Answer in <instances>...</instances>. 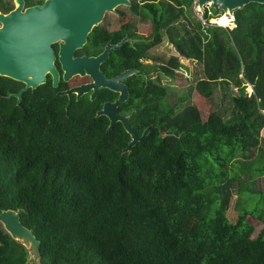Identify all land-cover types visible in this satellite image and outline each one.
<instances>
[{"label":"trees","instance_id":"trees-1","mask_svg":"<svg viewBox=\"0 0 264 264\" xmlns=\"http://www.w3.org/2000/svg\"><path fill=\"white\" fill-rule=\"evenodd\" d=\"M193 4L141 0L131 6L152 26L144 51L167 39L202 65L183 97L158 86L159 126L131 151L124 150L130 136L123 126L108 130L106 117L88 105L74 102L67 110L57 88L29 89L20 102L0 94V213L21 211V222L40 241L43 264H264V227L252 239L250 229L228 217L237 193L241 218L264 221V138L257 139L264 128V3L235 9L231 29L192 17ZM225 15L215 19L226 26ZM162 68L172 79L176 69L188 71L179 58ZM0 80L15 91L21 84ZM247 82L255 85L253 96L245 93ZM219 87L228 92L229 106L203 119L192 95L197 91L215 105ZM199 134L225 152L237 147L243 160L218 168L232 156H210ZM244 194L259 197L255 207L243 206ZM28 256L0 223V264H26Z\"/></svg>","mask_w":264,"mask_h":264},{"label":"water","instance_id":"water-1","mask_svg":"<svg viewBox=\"0 0 264 264\" xmlns=\"http://www.w3.org/2000/svg\"><path fill=\"white\" fill-rule=\"evenodd\" d=\"M201 7L211 3L215 9L234 11L251 2L264 3V0H194ZM16 8L7 14L0 11V75L25 82L26 85L16 96L21 100L23 91L29 87L36 88L45 81L48 70L53 73V84L58 85L59 75L54 64V49L52 43L62 40L60 47V62L64 69V78L73 74H89L93 82L81 87L59 92L67 93L72 101L73 91L80 96L93 88L92 98L96 97L100 86L114 90H122L121 97L115 103H105L97 116L108 115L111 119L108 130L114 127L117 120L123 121L125 129L131 135L125 151L132 147L150 132L147 127L142 135H138L127 117L116 113V107L128 96L127 87L118 82L125 79L133 69L121 73L116 78H107L100 69L101 63L109 58L112 46L108 44L104 51L95 57H75V50L86 42L91 30L100 24L107 12L115 11L119 5H131V0H45L42 4L25 6V0H15ZM163 134V130L160 129ZM20 210H3L0 213V223L15 239L20 240L30 251L40 258V241L32 229L25 226L20 219ZM19 234V237H16ZM31 254V253H30ZM37 260V259H36Z\"/></svg>","mask_w":264,"mask_h":264},{"label":"flooded vegetation","instance_id":"flooded-vegetation-1","mask_svg":"<svg viewBox=\"0 0 264 264\" xmlns=\"http://www.w3.org/2000/svg\"><path fill=\"white\" fill-rule=\"evenodd\" d=\"M44 1L45 0L41 3L33 5L42 4ZM0 6H12V8L8 10L0 9L2 13L7 14L16 8V3L15 0H0ZM24 7H29L26 4V0ZM111 14L112 17L110 22L105 25H96L89 33L83 46L75 50L74 56L95 57L101 54L108 44L117 45L121 43V46L118 48L114 46L111 47L109 58L101 63L100 69L107 78H116L121 73L129 69H133V71L125 79H118L119 83L127 87L128 96L119 105H117L116 113L120 116L127 117L135 132L138 135H142L147 127H150L151 130L153 125L159 126L158 123L154 122V119L156 118L155 105L157 103V89L159 85L170 86L165 83L164 78L169 80L172 78L164 72L162 67L167 65L168 61L171 59H166L165 57H162L161 54H157L153 50L154 46H150L144 51L145 44L143 43L151 42L148 37L151 34L152 26L150 33H144L142 31L140 15L137 11L132 8H128L111 12ZM106 16L107 15L105 14V17ZM91 34L94 39L93 42H91ZM61 43L62 40H56L52 43L55 55L54 64L59 75L58 85L54 86L53 73L48 70L45 74V81L40 82L36 88L29 87L25 89L23 93L29 89L35 90L45 85L49 88L48 92L50 93L52 89L57 88L56 96H59V92L75 89L93 82V78L89 74L82 75L78 73L73 74L68 79L64 78L65 71L59 59ZM147 51L151 56H147L145 54ZM179 60L182 62V59ZM177 71L179 72L180 69L175 70V72ZM20 82L21 84L16 83V87H18V89L15 91L13 89L12 82L0 80V94L6 97L16 96V94L26 85L25 82ZM250 84H252L253 89L250 90V88L248 89L247 87L246 93L248 95V93L252 91L251 96H253L255 94V85L253 83ZM6 92L7 94H5ZM170 92L174 93L171 89ZM121 93L122 90H114L102 86L99 87L95 98H92L93 88L90 91L83 92L80 96H78V91H73L72 101L69 104V107L74 102H76V105H88L89 110L92 112L95 111L97 115L98 111L104 107L105 103H115L121 97ZM61 96L67 97V108L70 97L67 93H64ZM178 96L177 99H179ZM169 98H171V96H169ZM183 103H185V101ZM179 108V106H176V110ZM100 116L106 117L109 126L111 123L110 117L108 115ZM116 124H120L125 129L123 121L117 120L114 126ZM142 126H144V129L141 131ZM129 136L131 139L130 134Z\"/></svg>","mask_w":264,"mask_h":264},{"label":"rangeland","instance_id":"rangeland-1","mask_svg":"<svg viewBox=\"0 0 264 264\" xmlns=\"http://www.w3.org/2000/svg\"><path fill=\"white\" fill-rule=\"evenodd\" d=\"M140 2H141V0H131V6L139 5ZM131 6L119 5L118 7L115 8V11L128 9V8H131ZM112 12H114V11H112ZM223 13H226V15L223 16L224 19H229V17L233 16V11L221 12V14H223ZM106 15L107 16L100 23L101 25H105L108 22H110L111 17H112L111 12H107ZM192 17L198 19L194 10L192 12ZM214 18H216V17H214ZM141 24H142V31L144 33H150L151 23L150 22H141ZM217 24L221 25L219 23H217ZM233 27H234V24L232 23L231 28H233ZM227 28L231 29L230 27H227ZM153 50L157 54H161V56L165 57L166 59H173V60L176 58L182 59L181 60L182 63H184L188 67V71L185 69H180L179 72L177 71L176 72L177 76L175 79L169 80V79L164 78L165 83L170 85L171 90L173 92H176L179 95V97L185 96L186 92H187V87L190 84V82H192L198 74L200 75L202 73V65L199 62H196V61H193L191 59H187V58L180 56V54L177 52V50L174 48V46L167 39H164V41L162 43L155 45L153 47ZM247 87H248V89L250 88V90L253 89L252 84L247 83V85L245 87H243L245 90V93L247 92ZM230 90L233 93L242 92V89L237 88V87L236 88L230 87ZM248 96H249V94H248ZM192 99H193L194 103L197 105L198 109L200 110V113H201V116L203 119H207L210 112L213 109H217L220 106L221 107H227V106H229V103H230L228 92L226 91V89H224L222 87H219L216 94L214 95L213 102L215 105H213V103L208 98H206L205 96H203L202 94H200L197 91H195L193 93ZM199 136H200L201 142L204 146V152L206 149V152L210 156L217 155L220 158H222L223 160L227 158V155L232 156L231 160L226 165L224 163L220 164V166H218V168H229V166L233 160H239V161L243 160L242 156H241V152L239 151V149L237 147L235 149L228 147L227 152H225L222 150V148L215 147L214 142H205L202 139V135L199 134ZM261 138H264V128L262 129L260 135L257 136L258 140H260ZM232 153H233V155H232ZM255 154H256L255 150L250 151V156H254ZM258 186H260L259 182H258ZM262 187L264 188V184H262ZM237 196H238L237 193H235V195L233 196V199L231 201V208H230L229 213H228V217L230 218V220H232L233 223L240 225L241 227L250 229L252 239L256 238L259 235L262 228L264 227V221H262L259 217H256L255 215H248L246 218H241V214L235 209V204H236L237 198H238ZM247 197H248V195H245V194L243 195V198H242L243 206L249 207V208L255 207L256 206V200L259 197L257 196L255 201H253L252 198H250L249 200H246ZM193 227L191 229L192 232H193ZM188 232H185V233H188ZM18 241H20V240H18ZM30 253H29L28 260H27L26 264H43L41 262V258H36V256L31 251H30Z\"/></svg>","mask_w":264,"mask_h":264},{"label":"built area","instance_id":"built-area-1","mask_svg":"<svg viewBox=\"0 0 264 264\" xmlns=\"http://www.w3.org/2000/svg\"><path fill=\"white\" fill-rule=\"evenodd\" d=\"M211 7H212V4L211 3H206L204 5V7H201L198 4L197 1H194L193 10L195 11V13L197 15L198 20H201L205 24H208V23L209 24H217L218 22L216 21V19L214 17L217 18V17H219L222 14H221V12L218 13V14H215V12L212 10ZM234 21H235V17L234 16L229 17V24L226 25V26L225 25H220V26H223V27H226V28L227 27H230L231 28V24L233 23L234 24V27H235Z\"/></svg>","mask_w":264,"mask_h":264},{"label":"bare ground","instance_id":"bare-ground-1","mask_svg":"<svg viewBox=\"0 0 264 264\" xmlns=\"http://www.w3.org/2000/svg\"><path fill=\"white\" fill-rule=\"evenodd\" d=\"M227 12V11H226ZM139 142V141H138ZM16 237H19V234L16 236Z\"/></svg>","mask_w":264,"mask_h":264}]
</instances>
